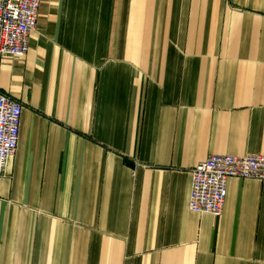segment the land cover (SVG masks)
<instances>
[{
  "label": "crops",
  "instance_id": "0c3cea01",
  "mask_svg": "<svg viewBox=\"0 0 264 264\" xmlns=\"http://www.w3.org/2000/svg\"><path fill=\"white\" fill-rule=\"evenodd\" d=\"M0 178V264H264V182L189 211L190 170L264 155V0H41Z\"/></svg>",
  "mask_w": 264,
  "mask_h": 264
},
{
  "label": "built area",
  "instance_id": "2783aa9c",
  "mask_svg": "<svg viewBox=\"0 0 264 264\" xmlns=\"http://www.w3.org/2000/svg\"><path fill=\"white\" fill-rule=\"evenodd\" d=\"M41 0H0V58H21L29 51L36 31ZM23 106L0 89V178L18 149ZM188 209L195 214L220 216L231 178L264 182V155H214L190 170Z\"/></svg>",
  "mask_w": 264,
  "mask_h": 264
}]
</instances>
